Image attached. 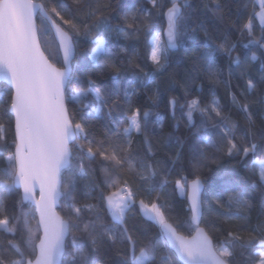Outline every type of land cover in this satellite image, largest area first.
<instances>
[{"label": "trees", "instance_id": "1", "mask_svg": "<svg viewBox=\"0 0 264 264\" xmlns=\"http://www.w3.org/2000/svg\"><path fill=\"white\" fill-rule=\"evenodd\" d=\"M68 31L77 57L67 107L76 128L59 210L70 223L62 264H182L140 204L155 205L184 235L196 228L188 184L203 180L202 226L229 264L264 253V26L256 0H41ZM179 4L178 50L152 59V39ZM39 37L62 67L48 22ZM252 24V30L249 25ZM256 25V30L254 28ZM99 53H95L97 48ZM12 90L0 84V264L34 260L41 233L35 208L13 186ZM137 114L139 131L127 132ZM186 184V196L179 184ZM127 184L125 221L108 200ZM219 252V250H218Z\"/></svg>", "mask_w": 264, "mask_h": 264}, {"label": "water", "instance_id": "2", "mask_svg": "<svg viewBox=\"0 0 264 264\" xmlns=\"http://www.w3.org/2000/svg\"><path fill=\"white\" fill-rule=\"evenodd\" d=\"M179 4L165 13L163 38L167 50H178ZM38 16L50 25L62 67L43 50ZM264 52V45H261ZM77 57L72 35L48 13L41 0H0V84L12 90L9 112L14 120L16 174L13 186L24 204L35 208L40 239L34 260L26 264H62L70 223L60 214L64 197L62 173L71 167L77 139L66 91ZM205 184H188L187 202L196 231L182 234L169 221L159 225L164 240L182 264H229L202 226Z\"/></svg>", "mask_w": 264, "mask_h": 264}, {"label": "rangeland", "instance_id": "3", "mask_svg": "<svg viewBox=\"0 0 264 264\" xmlns=\"http://www.w3.org/2000/svg\"><path fill=\"white\" fill-rule=\"evenodd\" d=\"M258 18L261 20H258L259 24L261 25V23L264 25V5H261V9L258 12ZM262 26V25H261ZM252 24L249 25V29L252 30ZM254 28L256 30V25H254ZM152 59L158 63L162 54L167 50L166 45H165V41L163 38L162 34H156L154 36V38L152 39ZM99 47L96 49L95 53H99ZM76 131L79 133L81 132V128L78 127L76 128ZM132 131H139V124L137 121V114L131 119V125L128 128L127 132H132ZM258 173L259 176L261 178V180L264 182V159L258 161ZM187 184V183H186ZM179 194L180 196L184 197L186 196V185L185 184H179ZM120 191V190H119ZM119 191L115 192L111 198H109L108 200V206H109V210L110 213L112 215V217L119 221V222H123L125 221V213L126 210L128 209L129 204L131 203L128 200H123L120 199L118 196ZM140 209L141 212L143 213L144 216L150 218L151 220H153L156 224L160 225L163 222H165V218L164 215L162 213V211L155 205H143L140 204ZM0 228L4 229V230H8V224L6 221H3L0 224ZM217 249V248H216ZM218 250H219V254H225V250L223 249V247L218 246ZM217 250V251H218ZM143 257H140L135 264H142L144 263L148 256L142 255ZM144 257H145V261H144ZM144 261V262H143ZM258 264H264V253L262 255V259L260 260V262Z\"/></svg>", "mask_w": 264, "mask_h": 264}, {"label": "built area", "instance_id": "4", "mask_svg": "<svg viewBox=\"0 0 264 264\" xmlns=\"http://www.w3.org/2000/svg\"><path fill=\"white\" fill-rule=\"evenodd\" d=\"M184 184L186 185V182ZM118 196L120 199L128 200L131 202L130 204H133V200H134L135 195H134L133 191L130 189V187L127 184H125L122 187V189L119 191Z\"/></svg>", "mask_w": 264, "mask_h": 264}, {"label": "crops", "instance_id": "5", "mask_svg": "<svg viewBox=\"0 0 264 264\" xmlns=\"http://www.w3.org/2000/svg\"><path fill=\"white\" fill-rule=\"evenodd\" d=\"M256 2H257L258 6H259L260 9H261V5H264V0H256ZM256 17H257L258 20H260V19L258 18V13H257ZM260 21H261V20H260ZM261 25L264 26L262 23H261ZM145 217H146V216H145ZM147 218H148V217H147ZM148 219H150V218H148Z\"/></svg>", "mask_w": 264, "mask_h": 264}]
</instances>
